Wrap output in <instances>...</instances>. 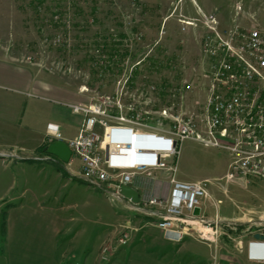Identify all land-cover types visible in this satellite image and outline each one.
I'll return each instance as SVG.
<instances>
[{
    "label": "rangeland",
    "instance_id": "1",
    "mask_svg": "<svg viewBox=\"0 0 264 264\" xmlns=\"http://www.w3.org/2000/svg\"><path fill=\"white\" fill-rule=\"evenodd\" d=\"M39 1L0 0V60L30 68L71 112L70 106L101 107L106 116L99 119L107 127L167 130L181 121L199 124L209 94L215 61L209 51L216 47V34L227 39L231 31L264 29V0ZM111 49L117 50L113 58L108 57ZM95 61L103 69L115 61L117 68L100 73ZM9 69L0 61V70ZM95 130L102 135L104 126ZM5 153L14 156L0 155V264H159L151 256L160 255V244L146 243L140 250L143 245L130 239L127 246H112L119 251L116 256L114 251L103 253L115 239L106 238L108 234L120 230L115 220L124 222L114 214L123 205L72 180L69 172H76L77 161L61 163L43 156L42 149L35 156L18 149ZM229 163L224 150L192 139L181 144L178 170L186 181L208 180L209 189L224 186L221 177ZM226 189V196L213 191L221 201L220 217L237 221L224 227L234 238L254 230L264 213V182ZM239 209L256 215L246 211L243 218ZM223 236L220 240L230 241ZM169 246V256L178 259L177 247Z\"/></svg>",
    "mask_w": 264,
    "mask_h": 264
},
{
    "label": "built area",
    "instance_id": "2",
    "mask_svg": "<svg viewBox=\"0 0 264 264\" xmlns=\"http://www.w3.org/2000/svg\"><path fill=\"white\" fill-rule=\"evenodd\" d=\"M216 35V47L209 51L215 59L210 67L209 94L199 124L181 121L177 128L167 130L149 125L107 127L99 119L106 116L101 107L70 106L74 114L82 117V123L78 135L66 142L72 152L68 165L77 160L78 179L110 195V200L122 202L124 209L132 214L146 212L151 224L171 242L191 238L215 245L224 234L242 251L247 233L234 238L225 234L224 227L236 225L237 221L219 216L221 201L209 193V182L189 183L177 178L181 144L192 139L204 147L229 154V168L221 179L225 185H219L225 196L226 186L239 184L248 188L264 182V29L255 28L246 33L231 31L227 39ZM164 115L167 116L166 111ZM120 120L124 121L122 117ZM98 125L104 126L102 135L95 130ZM47 132L55 140H61L57 126L48 125ZM0 155L4 159L14 156L5 152ZM160 179L166 181L169 189L159 186L158 194L146 193V182ZM123 187L135 190L139 202L124 198ZM207 203L213 210L211 216ZM239 211L243 218L248 216L242 209ZM255 226L258 231L253 235L264 236V213ZM119 228L114 243L104 249L105 255L114 248L127 246L136 231L131 222L120 224ZM105 255L103 260L107 258Z\"/></svg>",
    "mask_w": 264,
    "mask_h": 264
},
{
    "label": "crops",
    "instance_id": "3",
    "mask_svg": "<svg viewBox=\"0 0 264 264\" xmlns=\"http://www.w3.org/2000/svg\"><path fill=\"white\" fill-rule=\"evenodd\" d=\"M0 61L9 65L11 68L7 71L0 70V153L18 149L19 151H23L24 153H28L32 156L37 155L36 153H38L41 147H43L45 144L48 145L50 141L55 140L54 137L48 135V125H54L58 127L61 140L67 142L74 139L79 133L82 117L80 115L73 114L64 104H60L57 91L51 89L52 87L50 86L43 85L41 79H39L35 72H33L30 68L17 65L10 61ZM37 84H39V86H37ZM29 95H37L41 97V99H46V101L50 100V102L59 103L67 111L55 107L54 105H49L48 103L43 104L34 101L32 99L33 97H30ZM67 112H69L71 119L67 118L69 116H67ZM71 128L74 129V133H71ZM42 154L43 156H47V154L43 151ZM43 159H45V157ZM178 164V180L195 183L186 181L180 177ZM78 170L79 162L76 172L70 171L69 176L72 180L82 183V181L76 177ZM223 177H221V179ZM66 179L68 178L66 177ZM163 180L164 179L146 182V193L151 192L153 194H158L157 187L159 186L165 187V189L168 190L169 185ZM136 186L139 189V184L136 183ZM213 187V189H209L208 186L209 193L214 199L217 200L219 198L216 197L213 190L221 192L222 194L223 192L219 188L220 186ZM72 188L73 186L71 189ZM138 191L140 194L143 193L141 189ZM121 205H123V210L121 212L129 214L130 212L124 209V204L122 203ZM210 208L211 207L209 205L208 211L209 215L211 216L213 210ZM85 209H88V207L86 206ZM243 211H248L249 213L255 214L252 210L243 209ZM121 212L115 209L114 214L116 215V218L123 219V224L131 222L132 226L136 229V231L132 233L131 244L134 245L141 243L139 245H143V247L136 246V249L139 247L140 250H142L146 247V243L152 244L153 247L159 246L160 244L162 247L160 255H157V257L154 256L156 257L155 259L153 256H151L152 258L147 257L148 260L151 258V261L153 262H158L159 264H263L264 240L262 241L254 239L253 234L258 231L256 226L254 230L248 231L245 238L243 239V249L242 251H238L234 244L226 239L220 240L215 245L200 243L191 238L186 240L184 239L180 243H174L167 240L164 237L163 232L156 229L151 224L150 219L135 216V214H133L132 217H129V215H124ZM115 222L118 223L117 226L121 224L117 220H115ZM115 229L116 228H114V230ZM114 230L110 232L106 238L109 237L112 239L113 236H116V232ZM112 243H114V241H111L109 245H112ZM169 243H172L177 247V250L174 252V254L179 257L178 259H176V257L169 256L170 254H173L170 251L171 248ZM112 251H114L112 252L114 254L115 249ZM118 253L119 251L115 253V256Z\"/></svg>",
    "mask_w": 264,
    "mask_h": 264
},
{
    "label": "water",
    "instance_id": "4",
    "mask_svg": "<svg viewBox=\"0 0 264 264\" xmlns=\"http://www.w3.org/2000/svg\"><path fill=\"white\" fill-rule=\"evenodd\" d=\"M44 152L64 164H68L72 156L71 150L69 149L66 142L63 140L51 141L44 149ZM0 158L3 157L0 156ZM121 194L124 198L130 199L133 203L139 202V194L131 187H123L121 190ZM198 213L199 210L196 209L195 214L197 215ZM254 239L263 241L264 236L256 234L254 235Z\"/></svg>",
    "mask_w": 264,
    "mask_h": 264
},
{
    "label": "trees",
    "instance_id": "5",
    "mask_svg": "<svg viewBox=\"0 0 264 264\" xmlns=\"http://www.w3.org/2000/svg\"><path fill=\"white\" fill-rule=\"evenodd\" d=\"M39 3L41 4V5H44L45 4V1L44 0H40L39 1ZM93 11L92 12H96L95 11V8L94 9H92ZM98 47H100V45L98 46ZM99 49L100 48H97L96 49V51L97 52H99ZM110 52H111V56H108V57H110V58H113L114 56H116V53H117V50H115V49H111L110 50ZM102 62V61H101ZM109 62H111L112 63V61H109ZM111 63H109V64H111ZM94 65L96 66L97 65V69H99L98 71H100V73L101 72H105V71H115V68H117V65L115 64V61L112 63V65H110L109 67H107L106 69L104 68H102L101 67V65L99 64V62H97V61H95V63H94ZM104 67V66H103ZM46 146H47V144H45L41 149H42V151L44 152V149L46 148Z\"/></svg>",
    "mask_w": 264,
    "mask_h": 264
},
{
    "label": "bare ground",
    "instance_id": "6",
    "mask_svg": "<svg viewBox=\"0 0 264 264\" xmlns=\"http://www.w3.org/2000/svg\"><path fill=\"white\" fill-rule=\"evenodd\" d=\"M88 184V182H85ZM95 189V188H94ZM110 196V195H108ZM138 214V216H141V217H144V218H147V219H150L151 220V217L148 216V214H146V212H136Z\"/></svg>",
    "mask_w": 264,
    "mask_h": 264
}]
</instances>
